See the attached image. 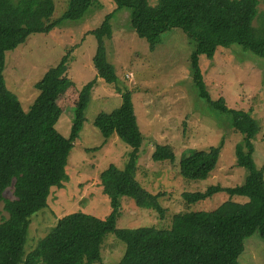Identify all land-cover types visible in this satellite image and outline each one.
<instances>
[{
	"label": "trees",
	"instance_id": "1",
	"mask_svg": "<svg viewBox=\"0 0 264 264\" xmlns=\"http://www.w3.org/2000/svg\"><path fill=\"white\" fill-rule=\"evenodd\" d=\"M95 1L70 0L63 16L50 21L55 11L54 0H0V203L4 202L8 213L0 222V264H101L109 233L126 244L122 258L115 264H240L245 239L258 233L264 240V166L257 167L253 158V140L261 126L251 112L228 107L224 97L212 99L201 71L200 56L211 59L220 46L238 44L264 57V10L259 8L264 0H157L155 4L150 0H114L118 9L132 10L131 26L152 50L161 42L164 32L178 27L195 42L191 53L195 87L212 107L229 114L235 129L244 134L243 141L236 146V156L237 164L246 168L247 175L240 185L212 184L206 190L186 191L183 198L192 204L222 191L230 198L212 210L189 212L188 232L178 227L117 226L123 196L133 198L140 207L157 210L162 216L166 212L158 201L162 193H150L136 178L143 135L133 91L127 88L122 92L118 117L108 133H117L133 150L124 168L110 164L100 175L103 192L110 198V214L100 218L84 211L70 212L59 218L33 250L26 251L32 215L48 205L52 187L64 186L68 159L86 120L85 111L97 80L79 91L71 134L66 137L56 127L60 116L51 99L60 80L67 78L68 54L36 83L38 96L25 110L6 85V52L24 43L31 34L49 32L64 20L82 19ZM112 16L113 12L92 30L98 39L93 59L98 77L117 83L115 67L107 60L105 48V38L113 34ZM255 20H259V25L254 24ZM221 147L191 148L180 161L181 175L186 179H206L217 166ZM175 158L171 145H156L154 160L173 162ZM9 187H13L14 198L5 196ZM235 195L246 199L234 200Z\"/></svg>",
	"mask_w": 264,
	"mask_h": 264
},
{
	"label": "rangeland",
	"instance_id": "2",
	"mask_svg": "<svg viewBox=\"0 0 264 264\" xmlns=\"http://www.w3.org/2000/svg\"><path fill=\"white\" fill-rule=\"evenodd\" d=\"M69 1L54 0L55 11L50 21L63 16ZM150 2L155 4L157 0ZM259 8L264 10L263 2ZM112 12L113 34L105 38V48L107 60L115 67L117 83L98 77L93 59L98 39L92 30ZM131 18L132 10L118 9L114 0H96L82 19L64 20L49 32L31 34L24 43L6 52V85L25 110L38 96L36 83L68 54L67 78L60 80L51 99L60 116L56 127L66 137L71 134L79 91L97 80L85 111L86 120L68 159L64 186L52 187L48 205L31 217L27 252L38 245L59 218L70 212L84 211L100 218L110 214V198L103 192L100 175L110 164L124 168L133 150L117 133H108L118 117L122 92L127 88L133 91L143 135L136 178L150 193H162L158 201L166 212L162 216L157 210L140 207L133 198L123 196L118 227H178L191 231L189 212L212 210L230 195L222 191L188 204L184 192L206 190L212 184L236 186L246 179L247 170L237 164L236 156V146L243 141L244 134L235 129L229 114L212 107L195 87L191 69L195 42L178 27L164 32L161 42L152 50L149 42L132 28ZM254 24L259 25V20ZM200 67L212 99L224 97L228 107L251 112L258 120L261 128L253 140V158L257 167L264 166V57L238 44L220 46L213 58L200 56ZM157 144L171 145L175 160H154ZM221 145L217 166L206 179H186L181 175L180 161L191 148L207 150ZM5 196L14 198L13 187L5 191ZM232 198L246 199L239 195ZM0 210L1 222L8 217L4 202L0 203ZM125 249V242L109 233L101 264L119 262ZM239 263L264 264V240L258 233L245 239Z\"/></svg>",
	"mask_w": 264,
	"mask_h": 264
}]
</instances>
